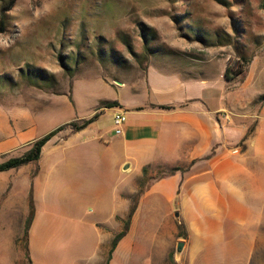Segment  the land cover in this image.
Returning <instances> with one entry per match:
<instances>
[{
  "label": "rangeland",
  "instance_id": "obj_1",
  "mask_svg": "<svg viewBox=\"0 0 264 264\" xmlns=\"http://www.w3.org/2000/svg\"><path fill=\"white\" fill-rule=\"evenodd\" d=\"M261 2L0 0V13L10 7L5 13V31L0 32V162L23 154L33 142L30 136L37 139L61 124H79L99 113L83 131L65 138L71 132L66 128L60 132L65 139L56 145L50 140L42 149L45 207L30 257L34 264H181L178 257L183 248L176 251L181 240L177 234L170 235L169 214H176L175 209L169 212L170 206L149 210L145 206L140 217L135 241L148 242L146 246L154 252L149 261H139L132 234L109 256L110 242L105 243L91 226L96 220L105 222L107 214L122 212L121 192L135 176L134 167L127 171L120 165L113 168L118 141L112 131L114 109H101L100 103L106 98L120 101L129 88L118 85L140 83L152 65L185 77L209 75L214 87L218 72L220 106L226 114L232 92L240 105L234 116L245 117L249 103L257 114L264 104ZM145 45L153 55L145 53ZM240 54L248 64L239 60ZM227 67L233 73L244 67V73L226 82ZM15 142V148H7ZM38 168L36 163L2 172L0 183L12 179L24 183ZM167 173L168 168H150V178L144 177L133 192L125 190L124 199L129 205L137 202L153 179ZM100 174L108 185L97 200L92 198L90 185ZM76 176L81 189L69 196L66 188ZM6 198L2 190L0 264H29L25 250L29 199H17L15 209H10ZM261 245L251 264H264ZM241 257L226 250L198 264H241Z\"/></svg>",
  "mask_w": 264,
  "mask_h": 264
},
{
  "label": "crops",
  "instance_id": "obj_2",
  "mask_svg": "<svg viewBox=\"0 0 264 264\" xmlns=\"http://www.w3.org/2000/svg\"><path fill=\"white\" fill-rule=\"evenodd\" d=\"M219 78L217 72L214 87V79L209 75L185 77L164 73L151 65L140 83L118 85L129 88L120 101L102 99L116 101L119 106L112 109L126 113V122L115 147L116 156L112 159L113 168L118 165L122 170L125 165L127 170L134 167L135 176L125 190L133 192L144 177L150 178V168L176 169L171 175L153 179L138 198L128 233L114 252L132 234L139 261H149L154 256L146 246L148 242H136L135 239L138 238L136 230L145 206L149 210L158 205L170 206L169 212L176 211L175 215L169 214L172 217L168 216L170 235L177 234L178 224L187 234L186 239L179 238L183 242L178 257L181 264L207 263L213 254L226 250L237 258L242 256L241 264H251L253 254L260 250L264 243V104L254 114L249 103L245 117H236L240 105L232 92L228 116L220 106ZM160 106L169 108L161 109ZM220 114H223L222 118ZM249 116L251 118H247ZM247 133V139L242 141ZM71 134L74 133L69 132L64 137ZM30 137V141L40 138ZM65 138L59 132L51 141L56 145ZM16 144L11 143L7 148H15ZM42 157L43 153L37 173L26 177L24 183L15 179L0 183V190L7 194L6 206L10 209H15L17 199L26 201L32 192L35 213L28 233L30 257L34 253L42 206L45 207ZM145 167L148 175L142 173ZM95 178L96 183L90 185L91 195L100 200L108 182L104 174ZM71 184L66 190L69 196H75L81 189L78 176ZM125 190L121 192L122 212L107 214L105 222L96 220L91 224L105 243L111 242L123 227L130 207L128 200L124 199ZM31 264H34L32 259Z\"/></svg>",
  "mask_w": 264,
  "mask_h": 264
},
{
  "label": "trees",
  "instance_id": "obj_3",
  "mask_svg": "<svg viewBox=\"0 0 264 264\" xmlns=\"http://www.w3.org/2000/svg\"><path fill=\"white\" fill-rule=\"evenodd\" d=\"M261 6L264 8V0H262ZM9 10H10V7L3 10L0 13V32L5 31V28H6L5 13L8 12ZM145 53H147L148 55H153L151 49L147 46H146V52ZM110 58H113V57L111 56ZM144 58H145V56H144ZM238 58H239V60H242L245 63V65L248 64V62H249V60L245 57V55L240 54L238 56ZM144 60H147V57ZM243 73H244V67L238 68V71L234 72V73L232 72L230 67H227L225 69L223 78L226 82H228V81L232 80V77H231L232 75L233 76H241ZM47 81H49V80H47ZM100 104H101V109L102 108H116L119 106V104L116 101H102ZM159 108L168 109L169 107L160 106ZM98 115H99V113H94L90 118L81 120V122L79 124H77L75 121H72V122L65 123V124L58 126L54 130L48 132L47 134L43 135L39 139L28 144V149L23 154H21L19 156H14V157H8L5 160L1 161L0 162V173L6 172L9 170H13V169H17V168H20V167L28 165V164L38 163V161L40 160V157H41L43 147L45 146V144L49 140H51V138H53L56 134H58L59 132L63 131L66 128H70L72 133L80 132L81 130H84L90 124L95 122L98 118ZM247 136H248V133L245 134L242 141L246 140ZM175 170L176 169H169L168 173L165 174L164 176L171 175ZM37 171H38V169H36L34 171L33 175H35L37 173ZM147 171H148V168H146V167L143 168V170H142L143 175H146ZM28 199H29V211H28V216L26 218V224H25V231H26L25 232V244H26L25 250H26V258L28 260V263L31 264L29 251H28V247H27L29 228L31 226V223H32L33 218H34V213H35L31 191L29 192ZM136 205H137V202H134L133 204L130 205L128 213L126 215V218L122 223L123 227H122L121 231L118 232L117 234H115V236L111 240L109 256H111V254L114 252L115 248L117 247L118 243L128 233L129 226L131 223V218H132V215L136 209ZM177 230H178V232H177L178 238L186 239L187 234H186L183 226L178 224Z\"/></svg>",
  "mask_w": 264,
  "mask_h": 264
},
{
  "label": "built area",
  "instance_id": "obj_4",
  "mask_svg": "<svg viewBox=\"0 0 264 264\" xmlns=\"http://www.w3.org/2000/svg\"><path fill=\"white\" fill-rule=\"evenodd\" d=\"M125 122H126V113L121 109L115 110L112 117V131L116 135H120L122 133V129Z\"/></svg>",
  "mask_w": 264,
  "mask_h": 264
},
{
  "label": "water",
  "instance_id": "obj_5",
  "mask_svg": "<svg viewBox=\"0 0 264 264\" xmlns=\"http://www.w3.org/2000/svg\"><path fill=\"white\" fill-rule=\"evenodd\" d=\"M127 168H128V166L125 165V166H124V170H127ZM182 248H183V242L180 241V242L177 243L176 251H177L178 253H180L181 250H182Z\"/></svg>",
  "mask_w": 264,
  "mask_h": 264
}]
</instances>
